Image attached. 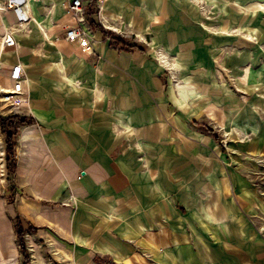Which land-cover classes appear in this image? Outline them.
Returning <instances> with one entry per match:
<instances>
[{"label":"crops","instance_id":"0c3cea01","mask_svg":"<svg viewBox=\"0 0 264 264\" xmlns=\"http://www.w3.org/2000/svg\"><path fill=\"white\" fill-rule=\"evenodd\" d=\"M63 2L30 1L26 24L0 14V88L11 92L10 72L20 64L24 100L3 104L0 93V116L32 120L16 125L12 174L0 131V264H23L17 217L29 264H252L258 237L246 213L258 195L211 155L217 134L203 123L220 113L231 122L235 103L220 106L218 80L205 102L197 75L186 76L179 102L173 88L168 99L159 96L157 74L168 64L151 48L198 40L195 12L173 0H106L102 26L129 44L123 33L149 35L151 43L145 53L119 50L91 29L87 53L60 37L74 24ZM6 29L13 48L2 45ZM188 49L180 71L200 73L202 60ZM167 101L179 111H160ZM235 122L237 135L261 142L234 143L231 152H264V134Z\"/></svg>","mask_w":264,"mask_h":264},{"label":"rangeland","instance_id":"374dc122","mask_svg":"<svg viewBox=\"0 0 264 264\" xmlns=\"http://www.w3.org/2000/svg\"><path fill=\"white\" fill-rule=\"evenodd\" d=\"M175 2L189 8L190 12H195L193 15L197 22L198 40L167 41L166 47L162 41L154 49L151 48L150 53L158 62H160L158 55L162 54L168 64L165 71L157 74L160 80L159 96L162 99H168L167 89L173 88L178 99L177 102H179L182 97H185L186 91L185 88H182V82L185 81L187 75L192 79H195L197 75L198 80L204 83L205 102L211 99V93L216 91V87H211L212 81L218 80L220 83V106L231 107V104L235 103L234 107L237 108V112L235 117L233 115L231 122L227 120L224 123L223 118L226 114L220 113L218 116L222 115L220 120H212L209 115L204 117L203 123L211 127L219 137L218 142L211 143L213 146L211 155L219 157L220 166L226 171L231 170L233 176H238V179L244 178L247 183H250L249 186L258 195L253 196L252 209L246 213V217L251 222L254 235L258 237V242L253 244L252 256L254 259L252 264H264V152L247 153L243 150L231 152L234 143L243 148V142L250 139L251 141L255 140L258 144L261 142L259 136L237 135L235 120H245L246 132L252 128L255 133L264 134V0H173V3ZM87 12L86 20L88 22L92 19L98 21L95 14L90 10ZM84 26L88 31H91L88 23H85ZM64 28L65 26L61 31V38H64ZM200 32L203 36L202 39H200ZM118 35L122 36L121 33ZM123 36L129 42L131 41L130 43L134 42L145 46L151 43L149 35L138 38L137 35L123 33ZM188 48L196 50L198 54L196 59L202 60V63H197L201 70L200 73L183 74L180 71L181 60H185L186 57L183 56L187 50H190ZM91 50L92 45L87 53H90ZM197 65L194 64L192 68L195 69L198 67ZM250 78V84L242 83ZM163 82L166 83V88H164ZM190 90L189 94L195 93L194 89ZM143 92L144 90L140 89L141 96H144ZM2 98L3 104L13 101L12 98L5 101V96ZM159 108L162 112L165 110L179 111V106H174V101H167ZM5 109L8 113L10 106L6 105ZM220 123H224V126H221ZM3 177L4 175L1 178ZM236 251L240 252L241 250L236 249Z\"/></svg>","mask_w":264,"mask_h":264},{"label":"built area","instance_id":"2783aa9c","mask_svg":"<svg viewBox=\"0 0 264 264\" xmlns=\"http://www.w3.org/2000/svg\"><path fill=\"white\" fill-rule=\"evenodd\" d=\"M30 1L37 0H0V14L11 11L15 14L18 21L27 22L26 7ZM106 0H64L63 5L66 12L74 19L72 26L64 28V39L68 42L74 43L80 50L87 52L91 48V31H88L84 24H87L85 14L90 10L96 15L97 22L101 24V11ZM104 27V26H103ZM1 42L4 48H13L16 45L14 36L10 32L2 35ZM21 65L16 64L12 66L10 72V80L12 82L11 93L2 92L6 98H10L18 104L24 103L20 97L22 95V73ZM4 169L1 174L4 175Z\"/></svg>","mask_w":264,"mask_h":264},{"label":"trees","instance_id":"16d2710c","mask_svg":"<svg viewBox=\"0 0 264 264\" xmlns=\"http://www.w3.org/2000/svg\"><path fill=\"white\" fill-rule=\"evenodd\" d=\"M89 27L92 30L100 31L102 33V41L109 40L113 46L117 47L119 50L132 51L133 49H137L140 53H145L146 46L143 44H128L124 41L123 38L119 36H115L109 30L105 29L101 24L97 21L90 20ZM32 120L26 117H21L18 115H11L8 117L0 116V131L5 136V161H6V170L8 174H12L15 169V154L14 148L16 146L15 137L17 135L16 125H25L31 123ZM205 130L214 135L213 131L207 127ZM215 141H219V137L215 135ZM33 227H29V230H33ZM14 230L17 239V243L19 245V250L21 256L23 258V264H29V254L24 241L25 231L20 223L19 218L17 217L14 223Z\"/></svg>","mask_w":264,"mask_h":264},{"label":"bare ground","instance_id":"6f19581e","mask_svg":"<svg viewBox=\"0 0 264 264\" xmlns=\"http://www.w3.org/2000/svg\"><path fill=\"white\" fill-rule=\"evenodd\" d=\"M27 7H28V6H27ZM26 15H27V13H26ZM27 16H28V15H27ZM28 20H29V17H28ZM18 22H20L21 24H26V22H21V21H18ZM8 32H10V33L14 34V33H13L12 31H10V30H9V31H7V33H8ZM5 33H6V32H5ZM0 49H2V48H0ZM0 90H1V91H5V92H7L8 94H10V93H11L10 91L8 92V90H7V89H1V88H0ZM6 99L8 100V97H7ZM12 103H16V102H12Z\"/></svg>","mask_w":264,"mask_h":264}]
</instances>
